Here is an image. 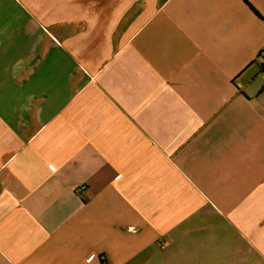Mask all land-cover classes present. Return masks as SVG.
I'll list each match as a JSON object with an SVG mask.
<instances>
[{
	"label": "crops",
	"instance_id": "0c3cea01",
	"mask_svg": "<svg viewBox=\"0 0 264 264\" xmlns=\"http://www.w3.org/2000/svg\"><path fill=\"white\" fill-rule=\"evenodd\" d=\"M9 1L0 264H264V0Z\"/></svg>",
	"mask_w": 264,
	"mask_h": 264
},
{
	"label": "rangeland",
	"instance_id": "374dc122",
	"mask_svg": "<svg viewBox=\"0 0 264 264\" xmlns=\"http://www.w3.org/2000/svg\"><path fill=\"white\" fill-rule=\"evenodd\" d=\"M11 1H9V3H12ZM21 1L24 3V5L30 8H33L37 11L45 12L42 14L46 16H48L51 11L56 9L58 11L57 16L61 17V19H58L60 21L64 20L63 17L65 16L66 7L69 8L70 6H73L74 11L77 10L79 12L80 5H81V0H21ZM155 1L156 3L160 2V0H155ZM143 4H145L143 0L136 2L137 7H141ZM51 21H55V19ZM197 223H194L193 221L186 222L184 226L181 225V227L179 228V232H185L188 236V238H185V244L187 248H189L190 244L192 243L194 235L199 234L198 232L195 234V231H194L195 224ZM199 224L201 225V222H199ZM174 231L177 232V229H175ZM156 239H157L156 245L151 246V248H164V242H165L164 233L159 234L156 237Z\"/></svg>",
	"mask_w": 264,
	"mask_h": 264
},
{
	"label": "trees",
	"instance_id": "16d2710c",
	"mask_svg": "<svg viewBox=\"0 0 264 264\" xmlns=\"http://www.w3.org/2000/svg\"><path fill=\"white\" fill-rule=\"evenodd\" d=\"M252 11L258 18L262 19L255 10H252ZM257 57L259 58L258 70L260 73L264 75V48L257 54Z\"/></svg>",
	"mask_w": 264,
	"mask_h": 264
},
{
	"label": "built area",
	"instance_id": "2783aa9c",
	"mask_svg": "<svg viewBox=\"0 0 264 264\" xmlns=\"http://www.w3.org/2000/svg\"><path fill=\"white\" fill-rule=\"evenodd\" d=\"M80 189H84V187H83V186H81V187H80Z\"/></svg>",
	"mask_w": 264,
	"mask_h": 264
}]
</instances>
